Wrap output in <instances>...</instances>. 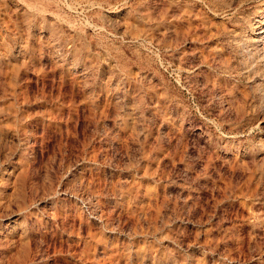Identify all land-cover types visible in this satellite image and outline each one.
I'll return each mask as SVG.
<instances>
[{
    "label": "rangeland",
    "instance_id": "374dc122",
    "mask_svg": "<svg viewBox=\"0 0 264 264\" xmlns=\"http://www.w3.org/2000/svg\"><path fill=\"white\" fill-rule=\"evenodd\" d=\"M262 17L0 0V264H264Z\"/></svg>",
    "mask_w": 264,
    "mask_h": 264
},
{
    "label": "bare ground",
    "instance_id": "6f19581e",
    "mask_svg": "<svg viewBox=\"0 0 264 264\" xmlns=\"http://www.w3.org/2000/svg\"><path fill=\"white\" fill-rule=\"evenodd\" d=\"M258 21H259L260 24H259V31H258L257 41H258L259 44L263 45L264 44V17L258 19ZM258 50L260 51V49H258Z\"/></svg>",
    "mask_w": 264,
    "mask_h": 264
}]
</instances>
